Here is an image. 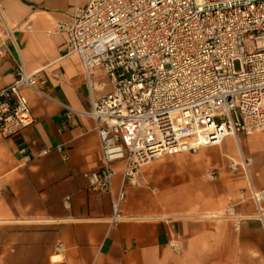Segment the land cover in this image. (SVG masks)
I'll list each match as a JSON object with an SVG mask.
<instances>
[{"label": "crops", "instance_id": "0c3cea01", "mask_svg": "<svg viewBox=\"0 0 264 264\" xmlns=\"http://www.w3.org/2000/svg\"><path fill=\"white\" fill-rule=\"evenodd\" d=\"M88 1L0 0V89L21 64L41 71L45 93L24 89L33 124L0 135V264H264V225L248 197L249 183L264 190V133L165 156L131 180L115 164L110 193L89 188L83 174L101 167L97 123L84 114L91 94L55 30ZM92 82L106 79L95 71ZM240 155L251 160L248 180L227 167Z\"/></svg>", "mask_w": 264, "mask_h": 264}, {"label": "built area", "instance_id": "2783aa9c", "mask_svg": "<svg viewBox=\"0 0 264 264\" xmlns=\"http://www.w3.org/2000/svg\"><path fill=\"white\" fill-rule=\"evenodd\" d=\"M55 30L79 57L91 94L84 114L97 123L101 167L83 176L93 191L110 193L115 164L131 180L165 156L264 133V0H89ZM95 71L106 82L93 83ZM40 72L20 64L0 89L2 137L33 124L22 91L45 95ZM250 163L240 155L227 167L248 180ZM248 197L264 225V190L249 183ZM124 199L121 190L111 203L114 221Z\"/></svg>", "mask_w": 264, "mask_h": 264}]
</instances>
